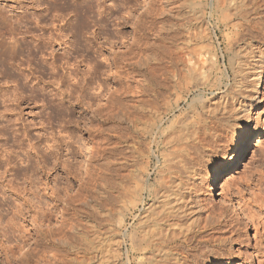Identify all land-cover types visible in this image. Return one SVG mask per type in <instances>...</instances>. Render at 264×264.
Listing matches in <instances>:
<instances>
[{
	"label": "rangeland",
	"instance_id": "374dc122",
	"mask_svg": "<svg viewBox=\"0 0 264 264\" xmlns=\"http://www.w3.org/2000/svg\"><path fill=\"white\" fill-rule=\"evenodd\" d=\"M66 1L0 0V249L9 256L0 264H264V96L216 195L205 168L232 132L191 149V194L213 207V220L221 214L218 228L167 245L178 261L139 263L142 254L122 241L150 201L143 191L145 202L132 208L134 172L153 184L163 131L216 94L193 89L187 57L216 51L211 78L221 90L232 82L223 70L232 53L227 31L211 16V0Z\"/></svg>",
	"mask_w": 264,
	"mask_h": 264
},
{
	"label": "bare ground",
	"instance_id": "6f19581e",
	"mask_svg": "<svg viewBox=\"0 0 264 264\" xmlns=\"http://www.w3.org/2000/svg\"><path fill=\"white\" fill-rule=\"evenodd\" d=\"M55 1L60 3V0ZM62 1L60 5L66 7L67 1ZM262 5L264 6V0H211L209 4L210 14L215 23L222 24L227 31L225 33L227 49L228 51L231 49L232 53L228 57V65H224L223 70L228 79L231 78L230 72H232V82L225 90H221L219 79L211 78V68L217 66L219 69V58L216 51H206V48L205 50L197 49L194 50L196 51L194 55L187 57V74L193 89L208 87L216 94L208 99V103L202 105V108L186 111V121L174 123L169 130L163 131L159 141L160 160L156 167L153 184H148L149 174L147 172L137 169V173L134 172L137 182L135 181L130 202L132 208L145 202V197L142 196L143 191L147 193L150 201L145 203L147 206L143 211L141 210L142 214L138 223L133 226L128 235H123L122 241L124 242L128 237L131 251L142 254L143 258L139 263L151 262L163 257V259L170 257V261L171 259L178 261V255L172 252L174 251L172 248H167V245L177 241L185 245L191 244L197 240V236L203 238V234L208 229L218 228L220 225L221 214L216 215L217 217L213 220V207L205 208L200 204L199 198H193L191 194L197 176L191 164L193 161L188 160L191 149L200 144H208L207 138L211 142L221 130L232 132L230 144L216 150L205 168L206 188L211 195H216L215 183L227 162L242 152L247 145L250 136L246 132L248 122L258 102H263L264 96V11L260 10ZM77 12L85 15L88 11L79 8ZM197 33L195 32V35ZM55 36H57L54 38L55 42L58 38L59 42L63 40L62 35ZM62 44L65 42L62 41ZM49 54L51 55V52ZM74 72L77 74L76 71ZM258 94H262L260 96L262 100L258 99ZM117 113L120 117V109ZM159 120L161 121L162 118ZM185 174L186 176H183ZM204 213H206V220L203 223L201 216ZM245 216L248 218V215L245 214ZM40 219L46 227L50 225L46 213L42 212ZM48 242L50 244V240ZM120 244L121 242H118L116 245L117 253H120ZM40 245L42 244L38 243V237H36L28 248L34 250L35 254ZM91 245L89 243V248L91 246V249H97V246L92 243ZM23 247H19L16 252H12L11 247V256H15V253L22 254ZM2 250L3 248L0 249V255L9 258L7 253H2ZM50 258L53 257L50 256ZM112 263L116 262L112 260ZM208 264L220 263L214 258Z\"/></svg>",
	"mask_w": 264,
	"mask_h": 264
}]
</instances>
